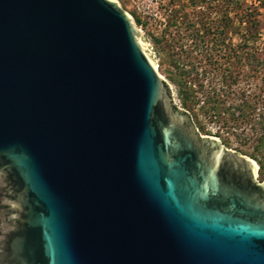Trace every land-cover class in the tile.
Here are the masks:
<instances>
[{"label": "water", "instance_id": "1", "mask_svg": "<svg viewBox=\"0 0 264 264\" xmlns=\"http://www.w3.org/2000/svg\"><path fill=\"white\" fill-rule=\"evenodd\" d=\"M0 264H264V178L116 0H0Z\"/></svg>", "mask_w": 264, "mask_h": 264}, {"label": "rangeland", "instance_id": "2", "mask_svg": "<svg viewBox=\"0 0 264 264\" xmlns=\"http://www.w3.org/2000/svg\"><path fill=\"white\" fill-rule=\"evenodd\" d=\"M239 1L240 7L232 4L226 7L221 0H196L193 4L189 0H180L183 6L179 12L187 13V18L180 20L182 16L179 14L176 24L167 26L169 10L172 7L178 9V3L172 4L171 0H116L147 40L159 75L168 85L174 106L189 113L199 133L216 136L224 147L254 160L257 164L256 178L263 179L264 140L261 143V137L264 136V48L255 46L261 47L264 41V0ZM214 4L216 6L212 8ZM223 13L228 14L229 21L221 18ZM198 17L208 22L209 33L203 35L206 44L212 49L202 52L191 49L186 54L193 40L188 36L192 28L185 21L198 20ZM202 26L200 23L194 26L199 29V34H202ZM220 29L222 32H218ZM162 36L173 38L176 42L173 50L174 57L180 63L179 69L190 70L191 77L194 69L198 82L205 89L214 87L220 93L224 125L221 119L210 116L201 107V92H197L196 102H187L188 106H182L178 88L171 79L176 68L169 64L170 57L161 49ZM220 37L222 43L218 42ZM243 41L248 45L245 48L240 46ZM191 85L194 86L193 83ZM246 103L252 104L254 108L246 109Z\"/></svg>", "mask_w": 264, "mask_h": 264}, {"label": "trees", "instance_id": "3", "mask_svg": "<svg viewBox=\"0 0 264 264\" xmlns=\"http://www.w3.org/2000/svg\"><path fill=\"white\" fill-rule=\"evenodd\" d=\"M179 1L180 0H171L172 4H174V2L178 3L179 8L177 9L175 7H172L169 10V13L167 15L168 16L167 26L175 25L176 20L179 17V14L182 16L180 20L183 21L184 19L187 18V13H185L184 11H182L181 13L179 12V9L182 10L181 6H183V3H179ZM189 1L192 2V4L196 2V0H189ZM221 3L222 5L225 4L226 7L229 6L230 4L234 6H238V7L242 6L239 0H221ZM212 6H213L212 8H215L216 5L214 4ZM221 18H226V21L227 20L229 21V16L227 13H223ZM185 22L189 28H192L188 36H191L193 40L191 48H189L188 51H185V53L186 54L189 53L191 49L198 50L199 52L208 51L209 49H212V46L209 48V46L206 44L204 40L205 35H203V33L205 32L206 34L209 33L210 28H209V25H207L208 22L202 21L201 17H198V20L197 19L195 20L187 19ZM198 23L203 25L202 31H201L202 34H199L200 33L199 29L194 28L195 24H198ZM224 24H227V22H225ZM220 31L222 32L221 29L218 32ZM245 31H248V30L245 29ZM161 41H162L161 49H163L164 53H167V55L170 57V59L168 60L169 64L172 67L176 68V71L172 72L171 79L178 88V94L180 96L182 106L184 107L188 106L187 102H190V103L196 102V100H198V98H196V94L197 92H201L203 95L201 107L204 108L205 111L209 112L210 116H214L216 119L220 120L221 112H222V109H221L222 99L219 97L220 93L216 91L214 87H210V89H205L203 84L198 82L199 79L196 76L197 72L194 69H192L194 71L193 77L190 76V70H185V69L183 70L181 68L179 69L180 63L178 62V59L174 57L175 52L173 48H175L176 42L174 41L173 38H166L162 36ZM222 41L223 39L220 37L218 39V42L222 43ZM217 46H220V45H217ZM240 46L242 48H245L248 45H246L245 41H243V43H240ZM255 48H264V41H262L261 47L255 46ZM192 83L194 84V86L191 85ZM252 108H254L252 104L246 103V109L252 110ZM220 122L222 123V125L225 124L222 119L220 120ZM215 135H218V133H215ZM263 140H264V136L261 137V143H263Z\"/></svg>", "mask_w": 264, "mask_h": 264}, {"label": "bare ground", "instance_id": "4", "mask_svg": "<svg viewBox=\"0 0 264 264\" xmlns=\"http://www.w3.org/2000/svg\"><path fill=\"white\" fill-rule=\"evenodd\" d=\"M161 76V75H160ZM251 161H252V163H253V165H254V168L256 169L257 168V164H256V162L254 161V160H252L251 159Z\"/></svg>", "mask_w": 264, "mask_h": 264}]
</instances>
